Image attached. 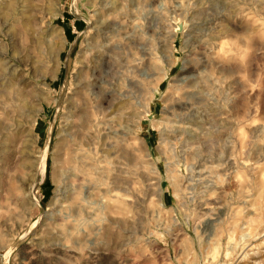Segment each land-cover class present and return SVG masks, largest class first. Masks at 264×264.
Masks as SVG:
<instances>
[{
    "label": "rangeland",
    "instance_id": "obj_1",
    "mask_svg": "<svg viewBox=\"0 0 264 264\" xmlns=\"http://www.w3.org/2000/svg\"><path fill=\"white\" fill-rule=\"evenodd\" d=\"M3 58L0 264H264V0H0Z\"/></svg>",
    "mask_w": 264,
    "mask_h": 264
},
{
    "label": "bare ground",
    "instance_id": "obj_2",
    "mask_svg": "<svg viewBox=\"0 0 264 264\" xmlns=\"http://www.w3.org/2000/svg\"><path fill=\"white\" fill-rule=\"evenodd\" d=\"M19 13V12H18ZM22 13V12H21ZM24 19V18H23ZM50 30H52L51 28H50ZM94 48V47H93ZM103 48V50H101L102 52H100L99 54H97L96 53V55H95V57H94V60L92 61V63L94 64V66L97 68L98 66H100V71H103L104 69H105V67H107V66H109L111 63H112V61L114 60L113 58H112V56H110V54H109V52H111L112 50H111V47H109V45H106L105 44V46H103L102 47ZM111 50V51H110ZM113 52V51H112ZM3 61H2V68H1V71H2V75L0 76V83H1V87L2 88H4V89H9V87L12 85V87L15 85L14 84V80H15V76H16V69L14 68L16 65L13 63L14 62V60L12 59V60H9L8 58H3L2 59ZM1 61V60H0ZM98 65V66H97ZM13 70V71H12ZM26 71V70H25ZM94 73V72H93ZM129 81V80H128ZM84 83H85V81H83V80H81L80 81V83H79V86H82V85H84ZM130 83V82H129ZM98 83H96V84H94V86L96 87V85H97ZM98 88H99V86H98ZM11 89V88H10ZM9 89V90H10ZM13 89H15V87H13L12 88V90ZM2 90V89H1ZM9 90H8V92H9ZM1 92V91H0ZM7 91L4 93V91H3V93H4V96L3 95H1L0 94V96H3V97H5L7 94L6 93H8ZM11 92V91H10ZM9 92V93H10ZM9 93H8V95H9ZM18 93H19V91H18ZM17 93V94H18ZM6 94V95H5ZM12 94H13V91H12ZM21 94V93H20ZM7 95V97H9ZM117 97H116V96ZM21 96H23V95H21ZM2 97V98H3ZM7 97L5 98V99H7ZM116 97V98H115ZM121 97V96H120ZM2 98H1V101H2ZM9 99H10V97H9ZM8 99V100H9ZM116 99H119V97H118V95L116 94V92L113 90V89H108L107 91H103L102 92V95H101V103H102V105H104V104H107V106H110L109 108L110 109H114L115 108V110L117 111H120V104H117L116 103ZM7 100V101H8ZM120 100V99H119ZM115 101V102H114ZM118 101V100H117ZM121 101V100H120ZM5 103V102H4ZM4 103H2L1 102V104H4ZM9 103V102H8ZM7 103V104H8ZM28 103V102H27ZM119 103H121V102H119ZM6 103H5V105H4V107L5 108H3L4 109V111L6 112V113H9V110L8 109H10V108H8L9 107V105H8V107L6 106L7 105ZM13 104V103H12ZM22 104V103H21ZM120 105V106H119ZM123 105V104H122ZM12 106V105H11ZM30 106V105H29ZM15 107V106H14ZM13 107V108H14ZM122 107L123 106H121V109H122ZM12 108V107H11ZM12 110V109H11ZM21 111V110H20ZM76 112H78L79 113V115L77 116V119L79 120V121H81L84 125L86 124L87 126H93V125H95V124H97L98 122L95 120L96 119V117H93V115H91L92 113L90 112V115L89 114H87L86 112H85V110H84V108L81 106V107H78V109L76 110ZM90 117V118H89ZM92 117V118H91ZM108 119V118H107ZM111 122V120H109V123ZM107 124H108V122H106ZM105 123V124H106ZM101 124V123H100ZM36 124H34L33 125V128H34V126H35ZM74 126V125H73ZM20 128V127H19ZM18 128V129H19ZM33 128L31 127V130L30 131H32L33 132ZM97 130V129H96ZM170 130L171 131H173V132H179V131H187V133L189 132V133H194V131L193 130H189V129H187V128H185V127H182V126H172V127H170ZM100 131V130H99ZM106 131H108V130H106ZM102 132V131H101ZM113 133H115V132H113ZM68 135V134H67ZM66 135V136H67ZM107 135H109V134H107ZM106 135V136H107ZM118 135V134H117ZM94 137V136H93ZM109 137H113V136H110L109 135ZM106 138V137H105ZM103 139H104V137H103ZM72 142V141H71ZM48 146V145H47ZM2 147V146H1ZM107 147H109V146H107ZM107 149V148H106ZM4 149H2V151H0L1 152V154L4 152L3 151ZM46 150V149H45ZM77 150V149H76ZM108 151V150H107ZM107 151H106V153H107ZM86 152V151H85ZM103 152V151H102ZM5 153V152H4ZM73 153V151L71 150V148H70V146H69V144H66V146H65V155H66V157L68 158V161H69V159H70V155ZM106 153H105V156H106ZM112 153V152H111ZM85 154V153H84ZM113 154V153H112ZM111 154V155H112ZM113 156V155H112ZM109 158V157H108ZM77 159V158H76ZM79 159V158H78ZM46 160H47V150L43 153V156L40 158V159H38V160H36L35 161V171H36V173L38 174V175H40L42 178H44L45 177V175H46ZM79 160H81V159H79ZM82 162V161H81ZM84 165H86V164H84ZM89 167V166H88ZM92 168V167H91ZM92 169H95V168H92ZM98 169V168H97ZM72 170H73V168H72ZM75 170V169H74ZM77 170V169H76ZM96 170V169H95ZM98 171V170H97ZM79 172H81V171H79ZM57 173V172H56ZM56 173L54 172V178H56ZM70 173V172H69ZM67 176V175H66ZM73 176H74V173H73ZM71 177V176H70ZM58 178H59V176H58ZM57 178V179H58ZM67 179H65V181H66ZM69 180V179H68ZM56 182H58L57 180H56ZM65 184V183H64ZM72 185V184H71ZM73 188V187H72ZM2 189H3V186H0V192L2 191ZM66 189V188H65ZM86 189H87V187H86ZM90 189V188H89ZM60 191V190H59ZM64 192V191H63ZM57 192H55V194H56ZM60 193V192H59ZM2 194L0 193V196H1ZM67 197V196H66ZM70 199V198H69ZM62 200H63V198H62ZM57 201V200H56ZM3 204H1L0 205V208H2V209H5L3 206H2ZM76 208V207H75ZM84 209V208H83ZM71 210V209H70ZM4 212H3V210H1L0 211V215H2ZM59 213V212H58ZM65 214V213H64Z\"/></svg>",
    "mask_w": 264,
    "mask_h": 264
}]
</instances>
